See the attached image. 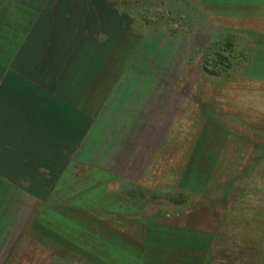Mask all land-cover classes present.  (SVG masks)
Listing matches in <instances>:
<instances>
[{
    "label": "rangeland",
    "instance_id": "1",
    "mask_svg": "<svg viewBox=\"0 0 264 264\" xmlns=\"http://www.w3.org/2000/svg\"><path fill=\"white\" fill-rule=\"evenodd\" d=\"M190 3L194 23L174 14L168 21V0H0L2 63L21 46L23 8L58 9L57 23L72 20L84 39H107L106 74L121 67L124 85L107 98L105 147L91 163L132 146L135 117H163V125L152 119L162 131L148 143L143 171H129L128 152L124 173L74 163L53 180L58 201L47 206L27 194L43 188L21 189V259L0 264H202L212 243L228 249L229 234L264 238V0H182ZM223 37L232 69L203 74V49ZM124 176L132 181L117 179ZM39 211L47 217L37 219ZM100 216L119 220V230L93 218Z\"/></svg>",
    "mask_w": 264,
    "mask_h": 264
},
{
    "label": "crops",
    "instance_id": "2",
    "mask_svg": "<svg viewBox=\"0 0 264 264\" xmlns=\"http://www.w3.org/2000/svg\"><path fill=\"white\" fill-rule=\"evenodd\" d=\"M31 8L21 9L20 48L11 60L0 62V173L21 172L17 177L0 175V260L21 259V189L43 188L42 195L27 192L30 201L42 205L58 201L47 189H54L53 180L74 163L122 173L131 164L129 171H143L152 155L148 143L162 131L154 130L156 117L146 115L140 121L135 117L130 128L132 146L125 149L118 144L117 156L106 163H91L103 154L106 101L115 86L124 85L123 69L113 68L107 76V39H84L83 30H76L72 20L57 23L58 16L52 12L58 9ZM158 117L155 120L163 125V117ZM128 152L131 163H121ZM33 215L34 219L47 217L43 211Z\"/></svg>",
    "mask_w": 264,
    "mask_h": 264
},
{
    "label": "trees",
    "instance_id": "3",
    "mask_svg": "<svg viewBox=\"0 0 264 264\" xmlns=\"http://www.w3.org/2000/svg\"><path fill=\"white\" fill-rule=\"evenodd\" d=\"M168 3L169 8L166 11L169 16L168 18H170L173 14L176 18H182L185 15L184 19L186 18V20H191V23H194V21L196 20L195 13L197 11V8H192L191 3L189 4V6L182 5V0H168ZM184 6L186 8H184ZM201 17L203 19H206L205 14H202ZM174 18H170L168 19V21H173ZM232 47V43L229 41V39H225V37H223V39L221 40L210 39L202 52L203 56L201 57L202 63L199 67L200 71H202V73L205 75L214 77L227 75L229 73V70L232 69V62L234 58ZM233 182L234 180H229L220 189L221 198H223L225 201H227L230 196L231 186L233 185ZM47 192L49 195L53 192V188L47 189ZM175 197L177 196L174 195V198ZM42 205L45 206L46 204L43 203ZM75 212L80 215L84 214L83 211L77 212L75 210ZM95 214L98 216V213ZM93 218L97 221L111 222V224H113L111 225L113 229L119 230L118 228H116V224L119 221L117 219L109 220L104 219L103 217L101 219V216ZM226 237L228 238L224 237V243L229 246L228 249H224L223 247H217L216 249L212 248V246H214L212 243V246L208 249L202 264H264V238L262 239L263 236L259 238L260 242H257L255 238H251L248 235L239 232L229 234ZM222 249L223 255L220 259H218L217 254Z\"/></svg>",
    "mask_w": 264,
    "mask_h": 264
}]
</instances>
